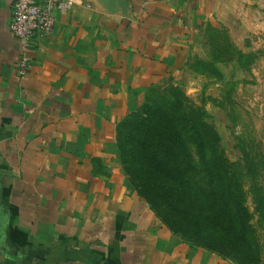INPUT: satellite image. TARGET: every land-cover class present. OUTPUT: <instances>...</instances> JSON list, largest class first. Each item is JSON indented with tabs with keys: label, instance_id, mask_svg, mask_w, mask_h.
<instances>
[{
	"label": "crops",
	"instance_id": "crops-1",
	"mask_svg": "<svg viewBox=\"0 0 264 264\" xmlns=\"http://www.w3.org/2000/svg\"><path fill=\"white\" fill-rule=\"evenodd\" d=\"M13 2L0 0V264H229L158 220L113 148L197 33L224 27L241 46L264 0H77L34 38L24 77Z\"/></svg>",
	"mask_w": 264,
	"mask_h": 264
},
{
	"label": "rangeland",
	"instance_id": "rangeland-1",
	"mask_svg": "<svg viewBox=\"0 0 264 264\" xmlns=\"http://www.w3.org/2000/svg\"><path fill=\"white\" fill-rule=\"evenodd\" d=\"M224 43L222 28L197 33L186 68L169 83L148 90L144 104L118 123L113 152L139 195L143 190L163 200L161 189H172L187 199L193 219L210 213V202L217 200L224 215L217 226L221 235L242 224L241 217L233 216L240 192L253 231L249 252L242 242L233 250L225 244L232 245L226 236L219 239L216 232L210 248L175 235L229 264H264V214L254 201L238 144L242 139L257 163L264 191V29L249 33L241 46L233 42L240 51L256 54L248 67L230 60L233 49ZM166 123L178 132L177 143L170 140ZM161 132L166 144L155 161L152 150L158 148ZM237 185L240 191H231Z\"/></svg>",
	"mask_w": 264,
	"mask_h": 264
},
{
	"label": "trees",
	"instance_id": "trees-1",
	"mask_svg": "<svg viewBox=\"0 0 264 264\" xmlns=\"http://www.w3.org/2000/svg\"><path fill=\"white\" fill-rule=\"evenodd\" d=\"M225 30L226 28L223 27L224 42L226 44L228 42L229 46L233 49V54L230 56V60L237 61L242 67H248L252 63L256 54L244 53L240 51L233 43L228 31ZM164 126L166 132L169 134L170 140L172 139L175 143H177L180 137L176 129L171 125H168V123H166ZM152 135L157 136V131L152 133ZM156 142L159 143V145L158 148L155 147L156 150H152V156L155 161H158L159 157L163 156L162 146L166 144L162 136V132L160 134V138H158ZM238 144L241 151L243 168L253 181L251 192L253 194L254 201L260 213L264 214V191L262 186L259 185L257 181L259 176L257 163L246 148V145L242 139L238 138ZM161 191L164 201L159 199V197L145 193L143 190L139 193L143 198H145L147 203L149 202V206L154 212H156V215L160 217L161 221L166 224L174 234H181L185 240L190 242L192 245H202L203 247L210 248L212 243H209L208 241L212 238V234L216 232L217 238L219 239H223L226 236L232 245H230L228 242L225 244L227 246L229 245V247L233 248V250L234 248L238 247L239 243L242 242L241 247L243 250L249 252L250 248L248 246H250V244H248V242L253 240V231L249 224L248 215L244 208V202L240 192L237 195V203L234 205L233 216L241 217V220H243L241 222L242 224L239 228H235L231 231L228 230L226 235H221L218 232L217 226L219 225L218 223L223 222L224 215L221 211L222 207L219 205L220 203L217 202V200L210 202V206H208L210 213L207 215L198 214L196 217H194L195 219H193V213L190 212V210L188 211L189 204L183 195L180 193L176 194L172 189L169 191V193L163 189H161ZM231 191H240V186H232ZM158 203H160V205H158ZM184 205H186L187 208H184ZM215 244L219 245L220 243L216 242Z\"/></svg>",
	"mask_w": 264,
	"mask_h": 264
},
{
	"label": "built area",
	"instance_id": "built-area-1",
	"mask_svg": "<svg viewBox=\"0 0 264 264\" xmlns=\"http://www.w3.org/2000/svg\"><path fill=\"white\" fill-rule=\"evenodd\" d=\"M77 0H14L10 31L20 43V56L16 64L19 76L27 75L31 56L29 50L38 33H50L57 14L70 13Z\"/></svg>",
	"mask_w": 264,
	"mask_h": 264
}]
</instances>
